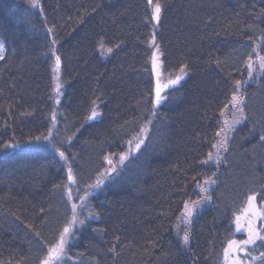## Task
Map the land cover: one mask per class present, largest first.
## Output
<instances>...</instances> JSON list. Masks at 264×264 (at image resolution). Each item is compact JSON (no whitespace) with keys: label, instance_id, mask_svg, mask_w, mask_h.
Returning a JSON list of instances; mask_svg holds the SVG:
<instances>
[{"label":"trees","instance_id":"obj_1","mask_svg":"<svg viewBox=\"0 0 264 264\" xmlns=\"http://www.w3.org/2000/svg\"><path fill=\"white\" fill-rule=\"evenodd\" d=\"M40 3L0 0V264H41L109 160L62 264H224L248 198L264 212V0H160L155 44L147 0ZM155 51L165 76L187 72L156 107ZM233 94L246 119L228 130ZM245 255L264 264V240Z\"/></svg>","mask_w":264,"mask_h":264},{"label":"snow or ice","instance_id":"obj_2","mask_svg":"<svg viewBox=\"0 0 264 264\" xmlns=\"http://www.w3.org/2000/svg\"><path fill=\"white\" fill-rule=\"evenodd\" d=\"M29 3L32 7L39 8L41 11H43V7L40 3V0H29ZM147 3L152 8L150 22L155 21V23L153 24V35H152V40L150 43L155 44V41H156L155 29L161 20V13H162L163 5L160 3V0H155V2H154V0H147ZM146 19H148V18H146ZM48 31L51 32L52 29H49ZM56 43H57V41L55 40V38H53L52 44L55 45ZM100 47H101V50L103 51L104 46H103L102 41H101ZM117 47H119V46L117 45ZM50 51H52L54 53L55 49L52 48V49H50ZM106 51L110 53L112 51V49L108 48V49H106ZM4 52H5V44L3 41H0V59L4 58ZM150 59L152 61L153 69L157 71V74L159 76V57H158L157 53H153V55L150 57ZM259 59L261 61V67L264 68V57H260ZM249 60L251 61V57H249ZM60 63H61L60 56L56 55L55 56V65H56L57 69L59 68ZM217 63H219V61H217ZM248 67L251 68L252 64L249 63ZM181 72H183V69H181ZM182 78H183L182 75L176 76L175 79L169 78L168 82L163 84V85H161L159 83V79H158L157 85H156V90H155V105H159L162 100L166 99L165 96L161 95V92L163 91V89L168 88L170 85L178 84ZM240 86H241V81L237 80L235 82V87L239 88ZM55 91L57 92V94H59V85H57V88ZM57 103H59V100H57ZM230 103L233 105V107H236L238 105H242L243 98L241 96L233 94ZM237 111L240 113L241 119H236L233 121V124H229L228 130H232L234 124H239L242 122L243 119H246V117H244V109L242 106L237 107ZM99 115H100V113L98 111H96V106L93 105V108L91 110V114L88 117V119L89 120L96 119ZM153 115H155L154 112H153ZM54 119H55V115L53 114V120ZM225 124H228V122L225 121ZM222 131H224V130L222 129ZM217 135H220V133H217ZM50 137H51V133L49 134V136L43 137V139L44 140H50ZM34 139L40 140L41 137H35ZM260 140L264 141V136H261ZM143 143H144L143 138L138 139V142L136 144V149L139 150L140 145ZM225 143H226V132H225ZM17 146H18V143L17 144L8 143V144L4 145V149L6 150L9 148H16ZM57 151L59 152V156L61 158H63L65 161L68 160L67 155L63 151H60L59 149H57ZM208 156H209V159H211L212 153H209ZM127 158H128V154H121L120 162L122 163ZM111 163H112V161L109 160L110 165H111ZM114 171H116L115 167L107 169V170H105V173L100 174V177H103V176L107 175L109 172H114ZM100 177L97 178L95 184L89 185L88 187H90V188L99 187L103 183V179H101ZM67 179L72 184H75L77 182L76 177L72 173V168L70 165H69L68 171H67ZM202 190L206 191V189H202ZM67 193H68L69 198H71V195H72V188L71 187L67 188ZM88 195H90V193L85 192L84 196L80 197L81 202H84L87 199ZM202 199L204 201H206V200L211 199V197L206 196V197H203ZM255 199H256L255 196H251L248 198L247 203H248L249 207L243 209V212L245 214H247L251 211L254 216H264V212L256 211L254 209V205L252 202ZM201 202H192L191 204L185 203L184 211L181 213V217L179 218V221L176 225L178 232L181 230L180 225L181 224L185 225V229H183L184 235L182 237L183 243L185 245H187L189 243L190 233H189L188 229L191 227V224H192L193 213L196 211L197 205ZM77 207H78L77 204L72 205L73 216H72L71 220L63 228L62 232L59 235L58 240L56 241V243L49 247L48 255L44 258V260L42 261V264H57V262L64 256L66 245L68 244L69 238L73 234V226L76 223H80V224L84 223L83 220H78L77 216L75 215V209ZM41 211H43V210H41ZM89 215H91V213H89ZM239 221H240V217H236V224H237L236 230L237 231H240L242 229L245 230L247 232L248 238L245 240H241V241H235V240L228 241V247L224 250L225 260L228 262V264H244V261L240 259L239 254L246 252V248L248 245L255 244V242L257 240H264V236L260 235V233L254 229L253 221L249 220L247 222V226L241 225L239 223ZM37 235H39V233H37ZM117 239H119V238L117 237ZM112 251H115V249H112Z\"/></svg>","mask_w":264,"mask_h":264},{"label":"rangeland","instance_id":"obj_3","mask_svg":"<svg viewBox=\"0 0 264 264\" xmlns=\"http://www.w3.org/2000/svg\"><path fill=\"white\" fill-rule=\"evenodd\" d=\"M155 53H157V55H158V57H159V76H158V74H157V71L156 70H154L153 69V67H152V69H153V73H154V79L156 80V85H157V80L159 79V83L161 84V85H163V84H165V83H167L168 82V79L169 78H171V79H175V77L176 76H178V75H182L183 76V78L180 80V82L178 83V84H176V85H180V84H182L183 83V81H184V79H185V74L187 75V72L185 71V70H183V72H181V73H179V74H173L172 76H165V74H164V72H163V69H162V63H161V58H160V55H159V53H158V51H155ZM57 76H58V74H57ZM173 86H175V85H170L168 88H170V87H173ZM168 88H166V89H163V91L161 92V95L162 96H164V93H165V91L168 89ZM155 90H156V88H155ZM163 101H161V103H162ZM160 103V104H161ZM159 104V105H160ZM243 104V103H242ZM156 106H158V105H155V107ZM240 106H242V105H238V106H236V107H232L231 109H232V112H231V114H230V116H229V118L227 119L228 121V124H226L227 126V128H228V125L229 124H233V121L234 120H236V119H241V117H240V113L237 111V107H240ZM243 107V106H242ZM244 109V108H243ZM245 119H243L242 120V122L241 123H239V124H234L233 125V129H235V128H237V127H239V125L240 124H242L243 123V121H244ZM137 142H138V140H137ZM133 146H135L134 144H132ZM131 149V148H130ZM128 150L127 151V153L126 154H128V155H130L131 153H132V150ZM135 149H136V147H135ZM119 161H120V159H119ZM112 167H115V169H116V172H117V166H116V164H115V162L113 161L112 163H111V168ZM115 173V171L114 172H109L108 174H110V175H112V174H114ZM107 174V175H108ZM107 179V177L106 176H103V177H101V179H103V183H104V180L105 179ZM102 185V184H101ZM95 189H98V188H93V189H91V192H90V195H88V197H87V199L84 201V202H81V204H79L78 205V207L76 208V213L78 214V215H76L77 216V218H78V220H80L79 219V215H82V214H88L89 212V208H88V206H89V202L90 201H88V199L89 198H91L92 197V194L91 193H94V191H95ZM253 203V205H254V209L256 210V211H261V209L255 204V202L253 201L252 202ZM249 207V205H248V203L246 204V206L243 208V209H245V208H248ZM262 212V211H261ZM83 216V215H82ZM81 216V217H82ZM237 217H240V221H239V223L241 224V225H245V226H247V222L249 221V220H251V221H253V227H254V229L256 230V228H257V226H256V224H257V222L262 218L261 216H254L253 214H252V212L250 211L249 213H247V214H245L244 212H243V210H242V212H240L238 215H237ZM81 225L82 224H80V223H76L74 226H73V234L71 235V237L69 238V241H68V244L66 245V248H65V254H64V256L57 262V264H62L63 263V261L67 258V253H68V249H69V247L71 246L70 244H72V242L75 240V237H76V235H75V231H76V229H79V228H81ZM235 227L237 228V224H236V219H235ZM239 233H241L242 235H246L245 237V239H247L248 238V235H247V232L245 231V230H240V231H238ZM244 239V240H245ZM228 247V246H227ZM246 251H247V248H246ZM240 255V259L241 260H243L244 261V264H246V259H242V257H244V256H246L245 255V252L244 253H240L239 254ZM223 260H224V264H228V262L225 260V256H224V258H223ZM42 264V263H41Z\"/></svg>","mask_w":264,"mask_h":264}]
</instances>
